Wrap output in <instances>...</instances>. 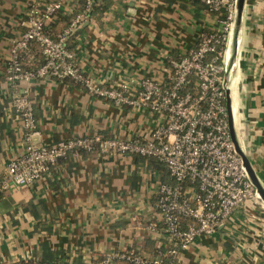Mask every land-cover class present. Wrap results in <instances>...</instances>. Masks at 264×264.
Returning a JSON list of instances; mask_svg holds the SVG:
<instances>
[{"label":"crops","instance_id":"1","mask_svg":"<svg viewBox=\"0 0 264 264\" xmlns=\"http://www.w3.org/2000/svg\"><path fill=\"white\" fill-rule=\"evenodd\" d=\"M32 1L0 0V185L10 163L24 152L29 133L12 107L16 95L33 104L36 144L95 135L148 138L158 121L145 109L116 106L70 80L10 85L5 79L9 50L26 29ZM80 9L79 0H63L48 30L61 32ZM219 28V16L200 0H114L100 20L83 23L68 48L95 84H125L134 95L146 78L167 80L170 61L192 48L201 33ZM236 36H230L238 76L236 133L264 186V0H246ZM163 182L170 183V177L153 159L83 152L60 160L31 186L0 190V262L92 264L95 255L129 247L152 254L146 227L156 220L157 188ZM263 207L250 200L234 224L200 237L176 264H264Z\"/></svg>","mask_w":264,"mask_h":264},{"label":"built area","instance_id":"2","mask_svg":"<svg viewBox=\"0 0 264 264\" xmlns=\"http://www.w3.org/2000/svg\"><path fill=\"white\" fill-rule=\"evenodd\" d=\"M93 0L82 13L53 37L48 24L63 7V0H33L28 5L25 31L13 40L6 64V81L15 86L31 79L70 80L81 84L116 106L145 109L158 117L150 137L132 140L101 135L36 144L39 135L34 108L26 97L14 96L12 107L22 118L28 135L24 152L9 165L0 190L31 186L60 160L77 158L83 152L124 154L153 159L162 164L172 183H160L155 204L156 220L146 230L154 243L147 254L134 247L95 255L92 264H176L200 237L213 236L236 222L250 200L261 201L232 141L226 106L231 64L230 36L234 31L237 0H200L219 16L216 32H203L196 44L177 60L170 61L167 80L146 78L136 94L129 86L101 87L87 78L68 48L69 39L86 20ZM37 47L44 64L36 71L24 68L35 59ZM230 66L231 70H230ZM196 82V92L188 87ZM264 209V207H263ZM0 264H44L16 260ZM62 264V263H52Z\"/></svg>","mask_w":264,"mask_h":264},{"label":"water","instance_id":"3","mask_svg":"<svg viewBox=\"0 0 264 264\" xmlns=\"http://www.w3.org/2000/svg\"><path fill=\"white\" fill-rule=\"evenodd\" d=\"M246 5V0H237V5H236V18H235V23H234V33L235 37L236 32H238L242 26V21H243V15H244V9ZM232 75V71L229 75V77ZM230 84V80H229ZM226 106H227V112H228V120H229V127H230V133L232 137V141L235 145L236 152L238 155L242 158L243 164L249 174V177L255 186L258 195L260 196V199L264 203V186L261 183L258 175L256 174L248 156L244 153L242 150L240 143L237 138V133H236V127H235V122H234V115H233V108H232V99H231V91L229 89V85L226 88Z\"/></svg>","mask_w":264,"mask_h":264},{"label":"trees","instance_id":"4","mask_svg":"<svg viewBox=\"0 0 264 264\" xmlns=\"http://www.w3.org/2000/svg\"><path fill=\"white\" fill-rule=\"evenodd\" d=\"M113 1L114 0H93V3L91 5V11L89 13L90 18L95 19V20H100L103 17V15L111 8ZM79 3H80L81 9H80V12L78 14L82 13L83 9L86 7L87 0H79ZM57 14H58V12L53 16L52 21L54 20V18L56 17ZM67 22H68V20H67ZM68 23L70 25V23H71L70 20ZM66 25H65V27H66ZM64 30H62L61 32H63ZM49 32L53 37H56L58 34L61 33V32L58 33L54 30H50ZM33 51H34L33 55H34L35 59L32 61L25 60L24 61V68L28 69V70L36 71L37 69H39L44 64V58L41 55V53L39 52L37 47H34ZM195 86H196V82L192 81V85L190 87H188V91L196 92ZM170 183H172V180Z\"/></svg>","mask_w":264,"mask_h":264},{"label":"bare ground","instance_id":"5","mask_svg":"<svg viewBox=\"0 0 264 264\" xmlns=\"http://www.w3.org/2000/svg\"><path fill=\"white\" fill-rule=\"evenodd\" d=\"M236 68H237V65L232 69V77L230 79L229 89L231 91V99H232V106H233L234 116H235V118L238 119V116H237V113H236V106H237V104L239 102V100H238V88H237L238 87V76L235 75Z\"/></svg>","mask_w":264,"mask_h":264},{"label":"rangeland","instance_id":"6","mask_svg":"<svg viewBox=\"0 0 264 264\" xmlns=\"http://www.w3.org/2000/svg\"><path fill=\"white\" fill-rule=\"evenodd\" d=\"M232 52L234 53V50H233V49H232V51H231V58H232V54H233ZM235 62H236V60H235L234 62H232L231 64H233V63H235ZM231 67H232V66H230V70H231Z\"/></svg>","mask_w":264,"mask_h":264}]
</instances>
